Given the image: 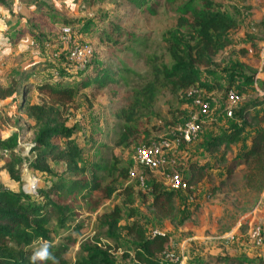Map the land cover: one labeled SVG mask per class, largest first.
Wrapping results in <instances>:
<instances>
[{
  "label": "rangeland",
  "instance_id": "374dc122",
  "mask_svg": "<svg viewBox=\"0 0 264 264\" xmlns=\"http://www.w3.org/2000/svg\"><path fill=\"white\" fill-rule=\"evenodd\" d=\"M17 1V9L11 12L5 36H2L8 40L0 42V51L3 52L0 58V85L10 78L23 75L21 79L18 78L14 94L0 99V138L17 130L18 147L14 149L15 153L27 156L34 131L33 121L25 116L20 104L25 99L30 103L46 100V94L38 92L34 84L47 79L49 75L51 78L54 72L58 74L61 67L65 72L62 76L64 80H77L87 68L98 64L111 71L120 69L115 76L116 83H108L101 89H80L67 111V125L73 130L72 137L86 150L82 153V161H92L102 155L131 160L135 149L142 146L143 132L147 131L150 138H157L153 142L170 140L168 121L173 111L184 112L178 122L194 115V107L185 93L177 96L164 85L156 84L158 89L148 105L139 100L136 94V90L153 81L151 61L156 64L169 62L162 34L174 27L177 17L175 7L184 0H159L153 15L119 4L117 0H40L42 4L33 3L32 0ZM214 1L229 14L233 13L231 6L238 7V27L228 31L229 44L211 58L210 65L198 66L200 80H215L218 86L208 99V113L199 117L207 126L197 133L191 143L169 148L175 170L180 176L190 162H207V176L191 186L188 192L175 191V223L154 219L140 201L134 204V208L136 218L143 224L146 233L167 232L173 248L168 255L173 258L180 257L178 251L181 248L191 257L201 256L204 251L210 256L226 251L230 255L253 260L255 257L249 255L254 253L264 257V198L260 196L261 193L256 200L248 198L242 190L241 168L234 169L230 180L222 185L219 183L224 180V166L238 155L251 130L245 128L241 142L230 145L223 163L218 161L219 153H206L203 145L209 134L226 131L232 123L240 125L237 110L249 106L252 100L263 95L260 86L264 81V41L261 39L264 36V0ZM61 15L77 20L76 29L70 32L65 44L60 42L58 35ZM108 21L117 22L129 33L122 35L118 44L114 45L99 35L98 29L107 30ZM81 41L87 42L91 48L90 59L84 67L65 58L70 46ZM60 54H63L62 57ZM229 81L238 94L232 116H227L225 112L224 94L229 88ZM248 111L264 116V105L249 108ZM125 123L134 125L138 132L131 135L127 145L118 144L122 131L120 126ZM260 125L263 126L264 122ZM169 149L163 148V152L168 153ZM220 150L221 147L218 152ZM51 166L58 171L61 168L60 164ZM51 180V177L33 174L24 165L18 182L9 180L6 173L0 170V183L30 194ZM116 200L117 197L113 196L94 209L92 205L87 209L80 205L78 210L82 228L65 254L68 261L73 259L79 243L89 242L97 233L94 216ZM180 219L189 227L183 232L177 231ZM126 221V213H122L119 225ZM189 234L201 237L202 241L192 244L187 239ZM257 237L263 238L259 245L254 244ZM165 262L179 264L176 260ZM203 262L198 259L195 264ZM124 264L135 263L126 261Z\"/></svg>",
  "mask_w": 264,
  "mask_h": 264
},
{
  "label": "trees",
  "instance_id": "16d2710c",
  "mask_svg": "<svg viewBox=\"0 0 264 264\" xmlns=\"http://www.w3.org/2000/svg\"><path fill=\"white\" fill-rule=\"evenodd\" d=\"M32 1L42 4L40 0ZM117 1L149 15L155 14L159 4V0ZM0 8L8 13V18L12 12L11 0H0ZM237 8L231 6L233 13L229 14L214 0H184L177 5L174 27L162 34L169 62L156 64L151 61L153 81L136 90L138 99L148 105L158 89L156 84L166 86L177 96L190 88H197L204 97L210 99L212 91L218 87L217 83L215 80L202 82L198 66L210 65L211 58L229 44L228 31L238 27L240 12ZM59 20L60 25H68L71 31L76 29L75 18L61 15ZM106 25L107 30L98 29L99 35L114 45L119 43L122 35L129 34L117 22L108 21ZM261 39L264 41V36ZM119 71H111L98 64L87 68L77 80H64L62 76L65 72L61 67L59 75L53 73L51 78L49 75L47 79L34 84L38 92L46 94V100L30 103L25 99L20 104L25 116L33 121L32 146L27 156H20L14 152L18 147L17 130L0 138V170L6 173L9 180L18 182L24 165L33 174L51 177L52 180L32 194L22 189H10L0 183V264H32L30 257L43 241L52 244L50 251L58 264H124L126 261L135 264H168L164 259V255L171 250L168 235L147 234L143 224L136 218L134 204L137 201L143 203L147 212L158 221L175 223V190L166 188L158 175L141 167L134 157L124 161L116 156L107 158L102 155L92 161H82V153L86 150L72 137L73 130L67 125V111L78 91L87 87L101 89L108 83L114 84ZM22 76L20 74L18 78ZM18 78H10L7 83L0 85V99L14 94ZM227 85L230 88L233 83L229 81ZM260 87L264 92V81ZM261 105H264V94L252 100L249 106L237 110L240 125L232 123L226 131L209 134L203 145L206 153H219L218 161L223 163L230 145L241 142L245 128L251 130L249 144L241 146L238 155L226 163L224 180L219 183L222 185L230 180L234 169L241 168L242 190L253 200L264 189V125H260L264 122V116L251 113L248 109ZM183 114V110L173 111L168 121L170 130L179 123L177 120ZM200 125L201 129L207 126L204 122H200ZM120 127L122 131L117 143L127 145L131 135L138 131L131 123ZM156 139L150 138L147 131L143 132L142 146ZM52 164H60L59 171ZM169 165L165 163L164 169L168 170ZM207 165V162L188 163L185 173L180 176L185 182L184 191L188 192L191 186L207 176ZM130 170L141 172V180L130 177ZM113 196L117 200L94 216L95 236L89 242L79 243L73 259L68 261L65 254L75 243L76 235L82 228L78 210L80 205L86 209L92 205L94 209ZM122 213H126L127 221L120 226ZM178 223H181V219ZM253 261L254 264H264L263 258L250 260L227 253L205 255L202 264H253ZM37 264L41 262L37 261ZM185 264L194 263L188 261Z\"/></svg>",
  "mask_w": 264,
  "mask_h": 264
},
{
  "label": "built area",
  "instance_id": "2783aa9c",
  "mask_svg": "<svg viewBox=\"0 0 264 264\" xmlns=\"http://www.w3.org/2000/svg\"><path fill=\"white\" fill-rule=\"evenodd\" d=\"M71 30L68 25H61L59 27V39L62 44L67 43L68 36ZM91 55V48L87 42H78L70 46L69 54L65 56L66 60L84 67L85 63L89 61ZM57 75V72H54ZM264 94V92H262ZM185 96L194 107L195 113L189 119L181 121L174 125L170 130L171 139L160 142H151L147 146H138L135 149L134 158L141 167H145L158 175L166 188L171 190H184L185 182L181 180L180 175L175 170L173 156H170L171 150L169 148L191 143L197 133L201 130L199 117H203L208 113L209 100L207 97L198 91L197 88H190L185 92ZM226 102V115L232 116L235 105L238 100V94L232 87L227 88L224 94ZM163 148H168L169 152L164 153ZM169 163L168 170L164 169V164ZM130 177H137L141 180V172L135 173L133 170L129 171ZM263 241L262 237H257L254 240L255 245H259ZM175 261V260H174ZM142 264V263H137Z\"/></svg>",
  "mask_w": 264,
  "mask_h": 264
},
{
  "label": "crops",
  "instance_id": "0c3cea01",
  "mask_svg": "<svg viewBox=\"0 0 264 264\" xmlns=\"http://www.w3.org/2000/svg\"><path fill=\"white\" fill-rule=\"evenodd\" d=\"M12 1H13V4H12V11H14V10L17 9L18 1H17V0H12ZM31 7H33V6H31ZM7 16H8V13H6V11H4V10H2V9L0 8V42H1L2 40H4V39H5L4 42H6V41L8 40V38H4V37H2V36H5L4 31H5V29L7 28V25H8L7 21H8V19H9V17L7 18ZM5 20H6V21H5ZM0 47H1V46H0ZM2 56H3V52L0 51V58H2ZM248 144H249V137H248V139L244 142V145H245V146L248 145ZM238 145H239V144H238ZM260 196L264 198V189H263V191L261 192ZM186 228H189V227H186L184 223H181V224L178 225V230H177V231H178V232H183V231L186 230ZM154 233H164V234L168 235L167 232H154ZM147 234H148V233H147ZM168 237H169V236H168ZM187 239H188L189 241H191L192 244H194V243H195V244H196V243H200V241H202V238H201V237H196V236L193 235V234H192V235L189 234V237H188ZM169 246H170V238H169ZM170 247H171V250H170L168 253H170V252L173 251L172 246H170ZM178 252L180 253V257H177V258H173L171 255H168V253H166V254L164 255V257H166L165 260L169 261L170 263H172L174 260H176L179 264H185V263L188 262V261L193 262V263L195 264V261L197 262L198 259H201L202 261L205 260V255H207V253L204 251V253H203L201 256H196V257H193V256H192V257H191V256H189L186 252H183L181 248L179 249ZM223 253H227V254H229V253L226 252V251H222V253L217 252V253H215L214 255H222ZM214 255H212V256H214ZM229 255H230V254H229ZM231 256H233V255H231ZM249 256H250V257H253V258L255 257L253 260H255V259H257V258L262 259V257H263V256L260 257L258 253H254V254H251V255H249ZM198 257H199V258H198ZM263 259H264V257H263Z\"/></svg>",
  "mask_w": 264,
  "mask_h": 264
},
{
  "label": "clouds",
  "instance_id": "9594fccd",
  "mask_svg": "<svg viewBox=\"0 0 264 264\" xmlns=\"http://www.w3.org/2000/svg\"><path fill=\"white\" fill-rule=\"evenodd\" d=\"M51 247L52 244L50 242L43 241L30 257L32 264H37V261L41 262V264L46 261H51L52 264H58L56 257L50 251Z\"/></svg>",
  "mask_w": 264,
  "mask_h": 264
}]
</instances>
